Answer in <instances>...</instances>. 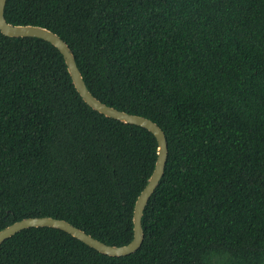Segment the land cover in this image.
Instances as JSON below:
<instances>
[{
	"label": "trees",
	"instance_id": "1",
	"mask_svg": "<svg viewBox=\"0 0 264 264\" xmlns=\"http://www.w3.org/2000/svg\"><path fill=\"white\" fill-rule=\"evenodd\" d=\"M4 18L57 34L89 92L157 124L168 154L135 253L41 227L0 264H264V0H6ZM156 157L150 132L81 99L55 47L0 32V230L51 217L126 245Z\"/></svg>",
	"mask_w": 264,
	"mask_h": 264
},
{
	"label": "water",
	"instance_id": "2",
	"mask_svg": "<svg viewBox=\"0 0 264 264\" xmlns=\"http://www.w3.org/2000/svg\"><path fill=\"white\" fill-rule=\"evenodd\" d=\"M6 0H0V32L2 35L11 38L32 37L48 42L55 47L63 57L67 72L71 78L72 84L81 99L94 111L124 124L135 125L144 128L150 132L157 142V157L152 174L147 180L146 185L137 196L133 208V237L132 240L123 246H112L100 242L92 236L86 234L81 229L73 226L62 219L51 217L24 218L14 222L11 225L0 230V245L16 233L29 228H54L61 230L73 238L84 243L100 254L109 257H123L135 253L141 246L144 238L141 219L144 209L158 186L163 174L167 160V142L161 128L153 121L142 116L128 114L124 111L117 110L95 98L87 89L81 73L79 72L74 56L67 44L55 33L50 30L32 25H12L5 21L4 7Z\"/></svg>",
	"mask_w": 264,
	"mask_h": 264
}]
</instances>
